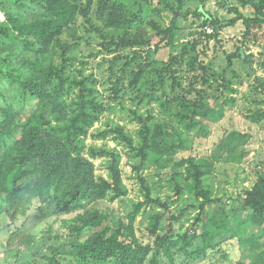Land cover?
I'll list each match as a JSON object with an SVG mask.
<instances>
[{
	"label": "rangeland",
	"instance_id": "1",
	"mask_svg": "<svg viewBox=\"0 0 264 264\" xmlns=\"http://www.w3.org/2000/svg\"><path fill=\"white\" fill-rule=\"evenodd\" d=\"M166 1L179 7L182 13L172 47L164 45L173 12L156 0H77L80 8L75 21L52 46L54 61L65 78L64 86L57 79L53 88H63L60 97L69 109L81 92L94 100L90 108L94 113L95 107L100 108L88 132L75 136L76 147L95 164L98 180H111L110 165L114 156H119L127 194L86 202L87 209L105 211L109 217L127 223L136 203L143 201L144 206L135 215V225L144 230L151 216L164 210L153 199L177 198L175 185L181 181L184 195L170 205L164 219L171 214L178 217L175 227L182 233L188 222L202 213L199 208L202 198L194 196V191L185 183L186 175H175L177 161L190 156H211L228 134L235 131L241 134L237 150L233 153L221 150L222 158L214 159L212 170L203 177L217 201L205 205L211 213L221 204L231 212L241 204L245 190L253 188L264 175V23L253 26L239 16L240 12L247 19H253L255 13L250 0ZM106 6L108 12L104 13L102 8ZM199 6L220 21L217 35L212 25L203 24L202 13L196 12ZM0 13V19L4 20L2 8ZM110 16L130 22L124 28L111 27L108 26ZM233 19L237 22L230 24ZM251 30L256 38L244 36ZM135 36L139 38L137 42ZM239 48L244 50V56L236 53ZM202 96L211 98L205 102L215 105L217 119L212 115L207 118L194 115L192 103ZM24 113L18 115L20 121L25 120ZM140 119H148L152 126L163 124L167 131L176 128L184 136V147L170 156L151 154L141 163L140 156L129 144L131 139L134 145L141 143ZM117 128L119 131L102 134ZM16 137L17 134L10 142ZM178 142L176 137L174 143ZM94 150H106L109 154L93 157ZM8 183L11 185L10 178ZM3 201L0 196V203ZM36 201L37 198L33 199V203ZM38 214L35 204L27 215L20 214L11 220L10 226L0 216V264H48L46 254L57 256L63 264H87L64 255L62 250L63 243L72 239L66 223L77 211L44 219ZM246 215L244 212L243 216ZM261 230L246 224L245 237L249 232L259 235ZM229 244L226 246L232 249L230 261H221L220 254H216L195 264H248L254 257V252L249 250L251 242L235 239ZM100 264H112V261Z\"/></svg>",
	"mask_w": 264,
	"mask_h": 264
},
{
	"label": "trees",
	"instance_id": "2",
	"mask_svg": "<svg viewBox=\"0 0 264 264\" xmlns=\"http://www.w3.org/2000/svg\"><path fill=\"white\" fill-rule=\"evenodd\" d=\"M156 1L173 12L165 31L164 45L172 47L182 13L178 11L179 7L175 8L166 0ZM249 2L255 13L253 19H247L236 9L239 16L242 15L246 24H263L264 0ZM1 8L5 13V19H0V196L4 198L3 204L0 203V216L5 218L3 222L10 226L11 220H16L20 214L27 215L35 204L41 219L76 210L77 215L66 223L72 239L63 243L62 250L64 255L87 264L110 261L112 264H195L216 254H220L221 261L228 262L232 249L226 244L235 239L251 242L249 250L254 252V257L248 264H264V175L253 188L245 190L241 204L231 212L224 204L213 213L205 209V205L217 201L204 184L203 177L212 170L214 159L222 158L221 150L228 153L237 150L241 134L236 131L223 138L211 156H190L175 163V175H186L185 183L194 191V196L202 198L199 204L202 213L192 222L187 221L189 224L184 232L176 231L175 223L179 218L174 214L166 218L167 221L164 219L170 205L184 195L181 181L175 185L177 198L153 199L164 210L153 214L144 230L135 225V215L144 206L143 201L136 203L127 223L109 217L105 211L87 209L86 202H98L109 195L112 199L118 198L128 190L123 184L118 155L110 165L111 180L100 181L96 178L93 161L76 147L75 136L88 132L98 118L100 108L95 107L94 113L90 109L94 100L81 92L69 109L60 97L63 88H53L57 79L64 86L65 78L54 61L52 46L75 21L80 7L77 0H0ZM107 10V6L102 8L104 13ZM196 12L202 13L203 24L212 25L217 35L220 21L203 6ZM108 21V26L116 28H124L130 22L111 16ZM236 22L237 19H233L230 24ZM255 35L251 30L244 36L251 39L252 36L256 38ZM138 39L135 36V42ZM243 51L239 48L236 53L244 56ZM210 99L202 96L192 103L195 116L218 118L215 105L205 102ZM22 113L26 117L24 121L18 116ZM140 122L141 143L134 145L131 139L129 144L140 156L141 163H145L151 154L170 156L184 147V136L176 128L167 131L163 124L152 126L148 119H140ZM113 131H119V128L107 129L102 134ZM16 134L11 143L10 139ZM176 137L177 144L174 143ZM108 154L106 150L92 151L93 157ZM146 189L150 193L148 185ZM35 198L37 203H33ZM244 212H247L246 217ZM185 224L183 222L182 227ZM246 224L259 227L262 233L250 235L249 232L245 237ZM44 258L48 264H63L55 255L46 254Z\"/></svg>",
	"mask_w": 264,
	"mask_h": 264
},
{
	"label": "built area",
	"instance_id": "3",
	"mask_svg": "<svg viewBox=\"0 0 264 264\" xmlns=\"http://www.w3.org/2000/svg\"><path fill=\"white\" fill-rule=\"evenodd\" d=\"M2 17V13H0V18Z\"/></svg>",
	"mask_w": 264,
	"mask_h": 264
},
{
	"label": "crops",
	"instance_id": "4",
	"mask_svg": "<svg viewBox=\"0 0 264 264\" xmlns=\"http://www.w3.org/2000/svg\"><path fill=\"white\" fill-rule=\"evenodd\" d=\"M4 223V222H3ZM5 224V223H4ZM1 228H3V227H1Z\"/></svg>",
	"mask_w": 264,
	"mask_h": 264
},
{
	"label": "water",
	"instance_id": "5",
	"mask_svg": "<svg viewBox=\"0 0 264 264\" xmlns=\"http://www.w3.org/2000/svg\"><path fill=\"white\" fill-rule=\"evenodd\" d=\"M242 51V50H241Z\"/></svg>",
	"mask_w": 264,
	"mask_h": 264
}]
</instances>
